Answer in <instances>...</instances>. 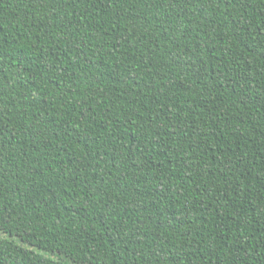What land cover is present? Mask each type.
Returning <instances> with one entry per match:
<instances>
[{"label": "trees", "instance_id": "16d2710c", "mask_svg": "<svg viewBox=\"0 0 264 264\" xmlns=\"http://www.w3.org/2000/svg\"><path fill=\"white\" fill-rule=\"evenodd\" d=\"M0 264H264V0H0Z\"/></svg>", "mask_w": 264, "mask_h": 264}, {"label": "rangeland", "instance_id": "374dc122", "mask_svg": "<svg viewBox=\"0 0 264 264\" xmlns=\"http://www.w3.org/2000/svg\"><path fill=\"white\" fill-rule=\"evenodd\" d=\"M44 254H45L46 256H48V257H53V255L48 254L47 252H44Z\"/></svg>", "mask_w": 264, "mask_h": 264}]
</instances>
